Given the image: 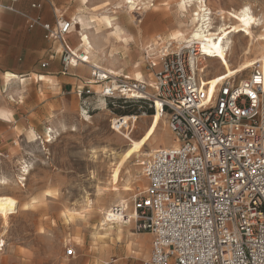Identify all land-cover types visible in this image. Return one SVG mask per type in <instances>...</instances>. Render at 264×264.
Segmentation results:
<instances>
[{
  "label": "rangeland",
  "instance_id": "obj_1",
  "mask_svg": "<svg viewBox=\"0 0 264 264\" xmlns=\"http://www.w3.org/2000/svg\"><path fill=\"white\" fill-rule=\"evenodd\" d=\"M3 1L11 4L9 0ZM59 1L63 6L58 16L72 20L82 16L90 23L89 36L95 53L89 62L133 78L137 71L142 75L148 71L143 54L145 47L153 43L160 48L159 38L165 46L171 34L181 28L179 0H142L149 1L151 7L135 4L136 23L129 20L125 4L116 8L121 0ZM32 2L38 0H19L23 6L40 8ZM206 3L213 11L215 25L223 22L222 16L226 17L225 22L235 24L236 20L229 15L247 5L253 10L255 22L264 16V0H208ZM22 14L26 29H30L27 21L36 16ZM104 15L111 16L123 27L127 42L116 41L102 21ZM182 19L189 24L186 18ZM77 28L80 30L79 25ZM253 33L257 37L264 34V21L254 27ZM73 34L70 36L73 46L78 37L76 47L80 33ZM255 43L254 38L243 32L234 35L233 47L226 59L207 58L199 66L204 69L203 81L225 77L237 69L236 80L249 76L255 65L264 63V55L254 47ZM175 47L172 46L173 50ZM222 61H227L226 68ZM7 69L14 72L12 60ZM20 82L13 79L8 87L0 84V104L7 105V99L9 106L20 115L29 112L22 118L27 129H19L23 135L4 149L9 157L0 158V195H11L20 201L17 211L8 215L7 225L0 217V264H145L151 253V236L137 232L134 219L117 233H104L100 224L103 209L116 202L118 195L129 199L128 212L134 210L136 197L148 183L142 174L144 155L175 143L167 117L156 119L155 110L148 103L122 100L111 104L107 99L100 105V100H94L90 105L97 109L79 110L76 99L67 92L60 95L57 106L48 104L50 110H37L49 102L45 88L50 85L41 88L34 81ZM41 100L42 104H38ZM24 106L29 111L23 110ZM138 142L142 146L134 157L125 160L127 152ZM4 178L7 184L2 183ZM33 201L30 207L23 206ZM88 201L92 202L91 206ZM65 212L70 214L69 218ZM68 247L74 249L72 257L66 256Z\"/></svg>",
  "mask_w": 264,
  "mask_h": 264
},
{
  "label": "built area",
  "instance_id": "obj_2",
  "mask_svg": "<svg viewBox=\"0 0 264 264\" xmlns=\"http://www.w3.org/2000/svg\"><path fill=\"white\" fill-rule=\"evenodd\" d=\"M9 1L0 2V14L18 11V0ZM28 20L62 44L65 70L90 65L81 97L143 100L167 117L175 143L144 155L148 183L134 202L137 232L152 235L145 264H264V69L254 66L246 78L233 75L208 89L199 64L209 57L201 42L173 50L159 38L160 48L151 43L143 52L149 77L133 78L91 64L83 50L70 47L72 19ZM4 149L0 143V158L9 157ZM74 254L68 247L66 256Z\"/></svg>",
  "mask_w": 264,
  "mask_h": 264
},
{
  "label": "crops",
  "instance_id": "obj_3",
  "mask_svg": "<svg viewBox=\"0 0 264 264\" xmlns=\"http://www.w3.org/2000/svg\"><path fill=\"white\" fill-rule=\"evenodd\" d=\"M0 2L5 4L3 0H0ZM40 2L41 0H38V2H32V4ZM41 3L42 6L40 8L34 9L28 5L23 6L22 4H19L18 0V2L15 3V8L18 11L8 9L2 10L0 14V84H4V86L8 87L10 81L17 78L11 77L12 79L10 80V78L7 79V76H12L14 74L22 78L21 84H24L28 80L34 81V83L39 85L41 88H45V86L50 85V88H45L48 90L47 95L50 96L49 102L40 106L37 110H50V106L48 104L57 106L61 98L60 95L65 94V92L69 93L73 99H76L79 110L97 109L90 105L92 101L94 102V100H96L95 97H87L85 95L81 97L79 94V91L88 86L90 83V65L80 64L77 67L65 70L61 60L62 44L58 41L48 40L45 37V30L41 26L26 29V25L24 24L25 22L22 18L24 15L22 13H27L33 16H41L44 22L52 25L55 24V16L56 20L61 17L65 19L63 16L57 15L60 8L63 6L61 1L46 0ZM27 24L29 26V20L27 21ZM73 33L74 31H71L68 35L67 44L75 50H82L83 47L80 44L75 47L78 43V37L77 43L73 46L72 39L70 38ZM90 59H92V57ZM10 60H12V66L15 67L14 72L8 71L7 69L10 65ZM44 62L47 63V66H43ZM98 66L116 73L111 68L104 67L100 64ZM41 76L45 78H41ZM143 76L147 79L149 77L148 71L145 75H142V77ZM93 88L99 90L100 87L98 85H93ZM4 92H8V89H5ZM4 92H1L3 98ZM21 93L20 91L18 92L19 98L22 99L23 97L21 96ZM84 99H86L89 104L85 103L83 101ZM99 100L100 105L103 102V99ZM6 102L7 105L0 104V111H8L11 118L5 119L0 115V143L3 148H6L10 143H14L18 137L23 135V131L19 132L18 130L27 129L25 120L23 121L22 118H25L24 116H27L29 113L20 115L14 108L9 106L7 99ZM40 103L42 104V100L38 104ZM23 110L29 111L26 106L23 107ZM159 141L160 140L157 142ZM145 235L151 236L152 248V235L148 232Z\"/></svg>",
  "mask_w": 264,
  "mask_h": 264
},
{
  "label": "bare ground",
  "instance_id": "obj_4",
  "mask_svg": "<svg viewBox=\"0 0 264 264\" xmlns=\"http://www.w3.org/2000/svg\"><path fill=\"white\" fill-rule=\"evenodd\" d=\"M87 1L88 0H85V2ZM137 3L142 4L144 8H147L149 1L143 2L142 0H131V2H129V0H121L116 6V8H121L122 4H125L128 7L127 14L129 20L136 23L138 17L133 12H134L135 4ZM207 4L208 3H205V0H179L177 2L178 12L181 13V18L179 20L181 28L175 31L173 34H171L169 40L170 46L176 45L175 47L176 49L177 47L179 48L182 45V43H186L192 40H197L201 42L204 49L205 48L208 49V51L204 50V52L208 54L209 58L219 57L221 59H226L229 55V51L233 47V36L240 32H243L245 36L254 38V41L256 42L254 44V47L260 53H262V55H264V34H261L259 37H257L253 33L254 27H258L262 25L264 21L263 15H261V17L257 19V22H255L256 20H254L253 17V10L250 6L247 5L243 7L240 11H233L229 15V18L234 17V19L236 20L235 24H233L234 23L233 21L231 23L225 22L226 17L222 16L223 22L220 25H215L214 22L212 21L213 18L208 12L209 8L207 7ZM244 8H248L249 11L245 13ZM245 16H250L252 22H246L245 19H243V17ZM182 17L186 18L189 24L184 22ZM102 21L106 24V26L109 29H111V34L114 36L116 41L119 42L128 41V38L125 35L123 27L120 26L118 23H116L111 16L108 15L102 16ZM73 22H74V27L72 32L76 31L80 33L79 44L83 47V51L86 53L87 58L90 59L91 57L94 56L95 53V47L89 36L91 29L90 23L88 22L87 19H85L82 16H75L73 18ZM77 25L80 26V30H78ZM221 30H223V32H221ZM216 45H218V47ZM203 62L204 60L200 62L199 66L202 65ZM262 65L259 63L255 66L262 67ZM238 72H239L238 69L234 71H230V73L224 78L233 75L235 76ZM11 77L17 78L20 81L22 79L21 77L16 76L14 74L12 76L8 75L7 79L10 78L11 80L12 79ZM140 77H142V73L140 71L135 72L134 78H140ZM41 78H45V77L41 76ZM0 115L5 119H9V113L6 110H1ZM154 117L156 119L157 118L161 119L164 118L165 115H163L158 109L156 112H154ZM137 144H140L142 146L141 142H138ZM1 181L3 184H7V180L5 178L4 180ZM126 188L128 189V187ZM128 200L125 199L124 196L118 195V200H115L116 202H114L109 207L103 209V213H102L103 218L101 219L100 229L104 230L105 231L104 233L121 232L126 225H131L132 219L135 217V214H134V210L128 212V209L130 207V203ZM33 203L34 201L26 203L23 206H25V208H28ZM91 204L92 202L88 201V205L91 206ZM19 206H20V201L17 198L11 195H0V217L4 219L3 222L4 225L8 224L7 221L8 215L10 213L16 212ZM115 206L117 207L115 208ZM126 214L128 215V217H126ZM64 215L67 218L70 217V214L66 212L64 213ZM114 229H116V231H114ZM96 235H98V233H96ZM138 243L141 246H144V243H142V241H139Z\"/></svg>",
  "mask_w": 264,
  "mask_h": 264
},
{
  "label": "snow or ice",
  "instance_id": "obj_5",
  "mask_svg": "<svg viewBox=\"0 0 264 264\" xmlns=\"http://www.w3.org/2000/svg\"><path fill=\"white\" fill-rule=\"evenodd\" d=\"M129 2H131V0H129ZM101 7H103V5H101ZM148 7H151V5H148ZM244 11L245 13H247L249 11L248 8H244ZM243 19H245L246 22H252V19L250 16H245L243 17ZM221 32H223V30H221ZM219 38V37H218ZM218 47V45H216ZM205 51H208L207 48L204 49ZM218 55V54H217ZM84 59L86 60L87 57H84ZM222 63L225 65V68L227 67V61H222ZM224 79L223 76H219L217 79H211V78H208L206 79V82L204 84V87L208 88V89H212L214 90L216 85L218 84L219 81H222ZM256 81L258 83H260V77L257 76L256 77ZM195 91V90H193ZM203 91V89H202ZM211 96H212V91H209L206 93V99L208 101H210L211 99ZM148 135L150 136L151 135V132L148 133ZM49 139H51V137H49ZM145 139H147V137H145ZM140 148V144H136L130 151L127 152L126 156H125V160H127L129 157H134V153Z\"/></svg>",
  "mask_w": 264,
  "mask_h": 264
},
{
  "label": "trees",
  "instance_id": "obj_6",
  "mask_svg": "<svg viewBox=\"0 0 264 264\" xmlns=\"http://www.w3.org/2000/svg\"><path fill=\"white\" fill-rule=\"evenodd\" d=\"M109 100V102L111 103V104H113L114 102H116V100L118 101V100H122L121 102H144V103H147V102H145V101H143V100H127V99H123V98H120V99H114V100H112V99H108Z\"/></svg>",
  "mask_w": 264,
  "mask_h": 264
},
{
  "label": "water",
  "instance_id": "obj_7",
  "mask_svg": "<svg viewBox=\"0 0 264 264\" xmlns=\"http://www.w3.org/2000/svg\"><path fill=\"white\" fill-rule=\"evenodd\" d=\"M120 119V118H119Z\"/></svg>",
  "mask_w": 264,
  "mask_h": 264
}]
</instances>
